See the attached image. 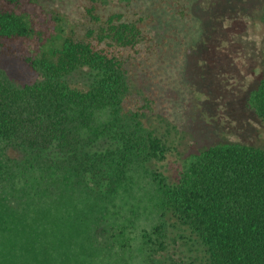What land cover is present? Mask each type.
<instances>
[{"label": "trees", "instance_id": "obj_1", "mask_svg": "<svg viewBox=\"0 0 264 264\" xmlns=\"http://www.w3.org/2000/svg\"><path fill=\"white\" fill-rule=\"evenodd\" d=\"M34 1L0 0V48L33 36ZM79 3L67 33L61 25L27 59L28 82L0 69V227L33 214L58 240L53 228L66 224L61 242H75L77 264H264V145L207 133L231 90L223 111L264 127V0ZM257 26L261 38L246 39ZM85 71L97 74L91 86L70 83ZM170 133L207 141L183 157ZM144 195L160 220L127 230ZM186 230L202 259L181 248Z\"/></svg>", "mask_w": 264, "mask_h": 264}, {"label": "rangeland", "instance_id": "obj_2", "mask_svg": "<svg viewBox=\"0 0 264 264\" xmlns=\"http://www.w3.org/2000/svg\"><path fill=\"white\" fill-rule=\"evenodd\" d=\"M80 3L79 0H35L29 4V11L31 14V19L34 21L35 33L30 39L24 41H19L11 45H5L1 47L0 51V69L7 73V75L13 79L18 84H24L30 80L32 77V72L27 64V59L39 51L44 43H47L51 37L59 35L61 33V25L63 23L69 24V20L75 21L80 19L79 14ZM258 20V19H257ZM68 21V22H67ZM66 34L69 30V26H64ZM62 27V28H63ZM261 27L257 26L256 33H252L251 36L246 39L252 40L261 38ZM237 39L235 38L236 44ZM245 46V45H244ZM10 48V50H9ZM239 51L241 52V49ZM244 54V53H243ZM250 61L247 63L245 60V73L241 78L246 80L253 78V72L255 73L257 60L256 56H250ZM243 59H245L243 57ZM212 69H205V73ZM97 74L94 71L80 72L70 79V83L74 85L77 84L81 87H89L96 80ZM240 80V79H239ZM250 80V81H251ZM230 96L226 98L221 96L217 99L213 115L218 122L214 126L213 130H209L207 133L210 135L214 133V137L220 138L222 142L230 141H240L251 142L252 144H257V146L264 145V127H262L252 115L239 114L236 109L224 112L225 106L234 103V94L232 90L230 91ZM233 95V96H232ZM236 96V94H235ZM216 96L211 95L209 99H215ZM152 121V120H150ZM224 123V127L222 126ZM222 127H220V126ZM226 125V126H225ZM160 130H166V127L160 126ZM175 136V135H174ZM168 134L169 140L174 142L177 146V151L183 157H187L194 152H197L199 145L206 143L204 135L201 134V139L198 137L195 140L188 142L181 136L180 140L175 136ZM208 138V137H207ZM175 139V140H174ZM201 140V141H200ZM228 140V141H227ZM191 142V143H190ZM182 147V148H181ZM175 152H173L174 154ZM176 154V153H175ZM10 157L19 156V153L14 150H9ZM168 160L171 163V167H176L182 165V160L179 159V163L175 158V155H169ZM168 174L173 173L171 169H167ZM147 186L146 184H144ZM134 193H138L136 187L133 188ZM147 191L151 192L148 188ZM143 195L142 191L137 194L138 197ZM150 195H144L143 199L137 204L133 201L134 208L139 212V216L136 218L135 224L128 226L127 230L134 231L136 229L143 230L150 229L155 223L160 220V213L155 210L154 204L148 202ZM141 204L140 208L139 205ZM133 208V210H134ZM128 208L127 211H129ZM48 210L44 211L47 212ZM1 207H0V218H1ZM131 216V214H130ZM128 217V216H127ZM168 219V224H174L175 220L170 215L166 217ZM67 226L61 223V227ZM61 227L53 228L60 232V237L58 240L43 238V234L49 235L50 226L47 224L39 223L37 217L33 214H28V216L18 222L13 226H9L7 230H3L0 227V261L6 262L8 264H77L76 263V244L71 242L68 244H63L61 242ZM5 231L7 233H2ZM181 232L184 234V240H181L180 245L182 249H191L194 254L199 252L198 255L202 259L205 256L203 248L200 246V242L195 237L192 236L190 231ZM103 235H101L102 237ZM187 243L188 245H186Z\"/></svg>", "mask_w": 264, "mask_h": 264}]
</instances>
